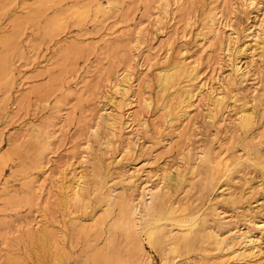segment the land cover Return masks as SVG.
I'll return each instance as SVG.
<instances>
[{
  "label": "rangeland",
  "instance_id": "1",
  "mask_svg": "<svg viewBox=\"0 0 264 264\" xmlns=\"http://www.w3.org/2000/svg\"><path fill=\"white\" fill-rule=\"evenodd\" d=\"M108 1L0 0V264H46L44 245L35 237L41 228L65 252L66 264H126L124 257L116 261V250L124 253L119 231L107 246L110 258L95 261L92 254L104 251L119 202L139 204L140 194L147 200L146 189L163 187L174 172L188 184L170 197L176 212H185L174 216H198L189 225L162 221L148 229L141 235L144 254L133 251L127 264H264V0L252 7L243 0H168L167 8L163 0ZM233 60L244 74L233 72ZM180 63L193 69L191 76L158 91V71ZM123 70L131 74L133 119L122 115L110 136L97 123L100 114L116 113L108 94L118 99L112 83ZM186 86L197 96L188 115L178 117L175 90ZM213 97H221L217 106ZM241 108L251 112L246 129L237 125ZM206 154L213 162L225 160L214 165L212 182ZM73 175L88 182L89 196L87 209L68 215L57 202ZM107 194L116 204L111 215L81 232V225L89 228L103 216ZM158 200L147 213L164 212L166 200ZM205 218L260 233L258 258L220 260L223 252L205 241L211 224L204 225ZM174 239L181 245L171 253Z\"/></svg>",
  "mask_w": 264,
  "mask_h": 264
},
{
  "label": "bare ground",
  "instance_id": "2",
  "mask_svg": "<svg viewBox=\"0 0 264 264\" xmlns=\"http://www.w3.org/2000/svg\"><path fill=\"white\" fill-rule=\"evenodd\" d=\"M163 2L165 3V7L167 8L168 7V0H163ZM106 3H110L108 0H106ZM246 6L245 7H252V6H255L257 5L258 1L256 0H243V2ZM243 4V5H244ZM96 10L98 11H102V7H101V4L100 3H96ZM84 10H82L83 12ZM164 12L166 13V10H164ZM163 12V13H164ZM164 13V14H165ZM219 13V12H218ZM83 14V13H82ZM81 14V15H82ZM213 17V16H212ZM220 17V13L217 14L215 13L214 14V18H211V22H212V25L215 24L216 20L219 19ZM226 20V19H225ZM158 22V21H157ZM211 26V25H210ZM209 26V27H210ZM224 26H228L227 23L225 22ZM213 27V26H211ZM210 32V31H209ZM216 32H218L217 30L215 29H211V34H215L216 35ZM258 32V31H257ZM257 36V35H255ZM206 35L203 36L202 38L205 39ZM254 38V37H253ZM257 38H260L259 36H257ZM255 38V39H257ZM263 39V36L261 37ZM233 39V38H232ZM255 41V40H254ZM232 42V41H231ZM236 42V41H235ZM234 42V44H235ZM227 46V45H226ZM255 48L256 49H260V50H263V47L259 46V43L255 42L254 44ZM230 47V46H229ZM226 49V48H225ZM235 50V49H234ZM240 51H242V53H244V51L240 48L239 49ZM228 53H229V48L226 50ZM239 51V52H240ZM235 52V51H234ZM237 52V53H239ZM228 53L226 55H228ZM235 55V54H234ZM234 57V56H233ZM238 59V58H237ZM234 61V60H233ZM190 66V65H189ZM185 68V67H184ZM183 68V63H180V64H171L170 66H167L165 68H162L158 71L157 73V76H156V83H157V87H158V91L160 92H164L166 91L168 88H175V86L178 84V80L182 77H190L192 72H193V69L192 68H188V69H184ZM232 70L235 74H244L245 69H241V67L239 66L238 62L237 61H234L232 62ZM233 73V74H234ZM130 72L128 70H123L121 71L117 76H118V79L115 80V82L112 83V92L115 94V95H119L118 96V99L115 98V96H113L112 94H108L109 95V98H110V102L113 104L114 106V109L116 111V113H114L113 111H109V112H104L103 114H100L99 115V118H98V126L101 127L103 129V131L105 130H108L109 131V134L110 136H114V131L116 130V125L119 123V119L122 117V115H126V119L128 121L132 120L133 118L131 117V110H130V105H132V98L134 96V94H132V97H128V92L131 88V82H129V80L131 79L130 77ZM235 76V75H233ZM241 77V76H240ZM244 77V76H243ZM187 79V78H186ZM233 79V78H232ZM231 79V80H232ZM111 86V85H110ZM108 89V88H107ZM108 91V90H107ZM131 91V90H130ZM176 94H177V98H178V106H180V115L178 117H181V116H187L188 115V111L187 109L192 107L193 106V98H195L197 96V93L196 94H192L193 92H191V89L190 88H181L179 90H175ZM198 92V91H197ZM109 93V92H107ZM132 93H134L132 91ZM200 94V93H199ZM201 95V94H200ZM218 95V94H217ZM108 98V99H109ZM221 97H213L212 100H213V103L217 106V104L219 103ZM146 103H149V102H146ZM169 104V103H168ZM176 105V103H175ZM105 106V105H104ZM103 106V107H104ZM148 106V104H147ZM111 108V107H110ZM132 108V107H131ZM104 110L105 107L103 108ZM124 109V113L121 114V111H123ZM162 109L165 110H169V106L167 104H163L162 106ZM162 110V111H163ZM164 112V111H163ZM176 116V118H177ZM175 118V117H174ZM250 121H251V112L250 110L247 111L246 109H243L241 108L240 109V112L238 114V117H237V125L242 128V129H246L248 128L249 124H250ZM142 125V124H141ZM97 126V127H98ZM97 129V128H96ZM96 130H94V133ZM107 133V132H106ZM114 134V135H113ZM108 136V134H107ZM109 137V136H108ZM97 138V137H96ZM110 138V137H109ZM112 139V138H111ZM111 142V141H110ZM103 143V142H102ZM104 145L108 146L109 147V141H106L104 142ZM107 147V148H108ZM111 147V146H110ZM259 150V149H258ZM199 157V156H198ZM213 157V156H212ZM260 157V155L258 156ZM206 158V161L208 162V167H209V179H208V182H212L213 179H214V172H213V169L215 168L214 165H219V163L222 164H225V160L223 161V158H220V160H215L213 162V160H210L209 158V155L206 154L205 156ZM256 158V157H255ZM97 159V158H96ZM260 159V158H259ZM194 160V159H193ZM258 160V159H257ZM99 161V160H98ZM223 161V162H222ZM264 162V160H263ZM97 164V163H96ZM95 165V164H94ZM99 165V164H98ZM234 165V164H233ZM194 166V165H193ZM196 166V165H195ZM95 167V166H94ZM221 167V166H220ZM219 167V168H220ZM96 168V167H95ZM101 168V167H99ZM188 168V167H187ZM186 169V168H185ZM184 169V170H185ZM230 169V168H229ZM177 170V169H176ZM188 170V169H187ZM190 170V169H189ZM215 170V169H214ZM63 171V170H62ZM75 171V170H74ZM94 171V170H93ZM100 171V170H99ZM165 171V170H164ZM183 171V170H181ZM72 172V171H71ZM180 172V171H178ZM167 174V173H165ZM53 175V174H52ZM71 175V174H70ZM81 175V174H80ZM76 176V179L74 178L73 180H75L70 186H64L63 183L62 185L64 186V188L62 189L63 191L61 192V197H60V200L59 202H57L59 204V207L62 208V210L64 209L66 211V213L68 215H71L72 213H74L73 211H75V209H78V207H87V199L89 196L88 194V189H87V186L85 185L86 183L88 182H84L85 180H82L81 176ZM73 175V177H75ZM165 176V175H163ZM72 177V176H71ZM86 177V176H85ZM123 177V176H122ZM160 177H161V174H160ZM88 178V177H87ZM165 180H166V184L163 186V187H160L159 184L158 186L156 184V186H149L147 188V186H145L144 188L146 189V196L148 195L147 197V200H144V197L141 196V194L139 195L141 200L139 201V204L138 202L136 203H131L129 204L128 203H123L124 201H120L119 202V209H118V212L117 214L114 216L113 220H111L110 222V226H109V230H107V235L105 236L104 238V244L103 246H105L104 248V251H101L102 248H99V249H96L94 250V253L92 254L93 255V260H98L99 258L102 259V258H107L110 256V252H108V248L107 246H111L112 244V239H113V235L119 231V232H122L123 233V243L121 246H124V253L122 254V256L120 255V253L118 254L117 251L119 250H116V257H117V262H121V261H118V260H121V257L123 258L124 257V261L125 263L127 264V259H129V256L130 254L135 251L137 253H140L141 255H143V247H142V243H141V235H143L144 233H146V231L150 228H153L155 229L154 227L158 226L160 227L159 225L162 223V221H172V222H183V224L181 225H189L191 224L192 222L195 221L196 217L198 216V213L196 215H192V216H189L187 218H176L174 215H179L178 213H180L181 211L183 210H179L178 212L177 211V207H174L173 204L171 203L170 199L173 197V195H175V189L176 188H179V187H182L184 188L185 186H187V182L185 181L184 179V176L183 174H180V173H177V172H174L172 174H168L166 175L165 177ZM162 177V181H165L163 180L164 179ZM160 179V178H159ZM54 180V178H53ZM72 180V179H71ZM72 180V181H73ZM87 180V179H86ZM91 180V179H90ZM126 180V179H125ZM161 180V179H160ZM159 180V181H160ZM58 181V180H57ZM68 182V181H67ZM185 182H186V185H185ZM215 182V181H214ZM93 183V182H92ZM159 183V182H158ZM145 184V183H144ZM164 184V183H163ZM152 185V184H151ZM215 185V184H214ZM219 185V184H218ZM90 186V185H89ZM99 186V185H98ZM100 189H101V186H99ZM92 188V187H91ZM138 188V187H137ZM142 188V186H141ZM40 187H38V191ZM59 189V188H58ZM163 189V192H161ZM264 189V188H263ZM91 190V189H90ZM89 190V191H90ZM104 190V189H103ZM102 190V191H103ZM134 191V190H133ZM132 191V192H133ZM92 192V191H90ZM89 192V193H90ZM98 192V191H97ZM107 192V191H106ZM131 192V193H132ZM100 193V192H99ZM119 195V194H118ZM145 195V194H144ZM95 197V196H94ZM143 197V199H142ZM171 197V198H170ZM178 197V196H177ZM114 197L107 194L105 199L103 200L104 204H103V209H104V214L101 218H99V221H96L94 222L93 225L89 226V228H85L87 227L84 226V225H81L80 227V230L81 232L84 233V231L86 232L87 229L89 230H92L95 226L97 225H100L103 218H104V215L107 217L109 215H111V210H112V207L116 204L115 203V199H113ZM227 198H230V195L227 197ZM233 198V197H231ZM131 199V198H130ZM135 199V197H134ZM138 199V198H136ZM158 199H164L166 200L165 201V204H166V209L164 210V212L162 213H153V214H150V213H147L148 209L152 208L153 206H155L156 202L159 201ZM221 199V198H220ZM226 199V198H225ZM223 199V201L225 200ZM240 197H237V198H234V200L231 199V203L232 205L235 204V202L237 200H239ZM163 200V201H164ZM177 200V199H176ZM130 201V200H129ZM132 202H134V200L131 199ZM136 201V200H135ZM164 203V202H163ZM156 207V206H155ZM74 208V209H73ZM83 208V209H85ZM82 209V211H84ZM87 209V208H86ZM102 209V210H103ZM216 209V208H215ZM63 210V211H64ZM220 211L218 212H214L212 214V216L214 217H218ZM240 212V211H239ZM238 212V213H239ZM102 213V212H101ZM185 213V212H183ZM183 213L181 216H183ZM219 213V214H218ZM222 214V213H221ZM185 215V214H184ZM246 215V214H245ZM98 216V215H96ZM180 216V217H181ZM210 216V215H209ZM224 216V215H223ZM252 216V215H251ZM217 217L215 219H217ZM105 219V218H104ZM206 219V218H205ZM213 220V218H211ZM215 219L213 221H209L211 224L210 226L207 224L209 223L208 220L209 219H206L204 220V225H208L207 227V231L206 233H204L205 235V241L208 240V242H210V245H212V249L214 251H218V252H223V254L218 257L221 259H224V258H231L232 260L234 259H257L259 254H260V247H259V242H260V238L262 236H258V234L260 233H256V234H251L250 230H240V229H236V227H230L229 224H227L225 221V223H222V221L224 220L223 217H222V221L220 222H215ZM221 220V219H220ZM108 221V220H107ZM217 221V220H216ZM104 222H102V225H103ZM107 223V222H106ZM253 225L256 227V228H260L261 232L263 231V227H261V224L257 223V222H253ZM251 223V224H252ZM221 224V225H219ZM224 226H223V225ZM226 224L229 225V227H227L225 229V231L227 232V235H222L221 232H223V228L226 227ZM232 224V223H231ZM80 225V224H79ZM173 225V224H171ZM165 226V225H164ZM176 226V225H175ZM191 226V225H190ZM166 227V226H165ZM170 227V226H169ZM178 227V226H177ZM181 227V226H180ZM188 228H190L189 226H187ZM203 227V226H202ZM214 227H216L217 230L214 229ZM97 228V227H96ZM164 228V227H163ZM175 228V227H174ZM205 228V226L202 228V230ZM246 228V226H245ZM38 229V228H37ZM152 229V230H153ZM157 229V228H156ZM168 229V228H167ZM182 229V228H180ZM233 229H236V231H232ZM46 230V229H44ZM162 230V229H161ZM179 230V229H178ZM187 230V229H186ZM201 230V232H202ZM49 231V230H48ZM97 231V230H96ZM170 231V230H169ZM168 231V232H169ZM35 232H37V236L35 237H39L38 241L40 240L42 243H43V247L41 245V247L43 249H40L43 252V254L47 253V257L49 259V261H47L46 264H66V254L63 250H61L59 247H56L58 246L59 244L57 243V241L55 242L52 238H50L49 234L47 233V231H42V228L41 230H36ZM89 232V231H88ZM149 232V231H148ZM147 232V233H148ZM167 232V233H168ZM171 232V231H170ZM173 232V231H172ZM187 232V231H186ZM97 233V232H96ZM104 233V232H103ZM102 233V234H103ZM146 233V234H147ZM228 233L230 235H228ZM255 233V232H254ZM60 234V238L59 239H62V242L65 240L64 238V233L61 232L59 233ZM99 234V233H98ZM96 235V236H99V235ZM145 234V235H146ZM150 234V233H149ZM181 234V233H180ZM189 234V233H188ZM34 235V234H33ZM173 236V234H171ZM175 235V234H174ZM102 236V235H101ZM177 236V235H176ZM186 236V235H184ZM182 237L181 236V239L185 238V237ZM52 237V236H51ZM178 237V236H177ZM187 237L190 239V237L187 235ZM99 238V237H98ZM173 238V237H172ZM179 238V241L181 240L180 239V236L178 237ZM100 239V238H99ZM171 239V238H170ZM187 239V240H189ZM122 240V239H121ZM143 240V239H142ZM176 240L175 242L171 243L169 246V251L172 253L174 252L176 249H177V246H180L181 242L179 243L177 239H174ZM174 240H171V241H174ZM186 239H184L185 241ZM204 240V239H203ZM202 240V241H203ZM96 241V240H95ZM62 242H60L62 244ZM115 242V241H114ZM93 243V242H92ZM205 243V242H204ZM41 244V243H40ZM60 244V245H61ZM116 244V243H115ZM185 245L189 244L188 241L184 243ZM184 245V247H185ZM208 245V244H207ZM206 245V246H207ZM189 246V245H188ZM117 247V246H116ZM115 247V248H116ZM183 247V246H182ZM107 248V250H106ZM118 249V248H117ZM181 249V247H180ZM179 249V250H180ZM33 251V250H31ZM167 251V250H166ZM207 251V250H206ZM263 251V249H262ZM120 252V251H119ZM168 252V251H167ZM178 252V251H177ZM175 253V252H174ZM41 254V253H40ZM115 256V253H111ZM118 254V255H117ZM177 254V253H176ZM113 256V257H114ZM147 256V255H146ZM168 256V255H167ZM174 256V255H173ZM172 256V257H173ZM206 256V255H205ZM13 257V256H12ZM43 257V256H41ZM45 257V255H44ZM41 258L42 260H44L45 258ZM111 257V256H110ZM109 257V258H110ZM112 257V258H113ZM171 257V258H172ZM120 258V259H119ZM133 258V257H132ZM139 258V257H138ZM144 257H142L143 259ZM9 259V258H8ZM19 259V258H18ZM40 259V258H39ZM106 259V260H107ZM115 259V257L113 258ZM205 259V258H204ZM37 260V259H36ZM131 260V257L130 259ZM9 262V260H7ZM123 261V259H122ZM206 261V260H205ZM22 262V260H21ZM41 262V261H40ZM98 262V261H97ZM132 262V261H131ZM164 262V261H163ZM195 262V260H194ZM207 262V261H206ZM205 262V263H206ZM6 263V262H5ZM23 263V262H22ZM39 263V262H38ZM43 263V262H42ZM109 263V262H108ZM165 263V262H164ZM163 263V264H164ZM197 263V262H196ZM218 263V262H217ZM216 263V264H217ZM11 264H21V263H17V261L15 262L14 260V263H11ZM41 264V263H39ZM99 264V263H98ZM121 264V263H120ZM123 264V262H122Z\"/></svg>",
  "mask_w": 264,
  "mask_h": 264
}]
</instances>
